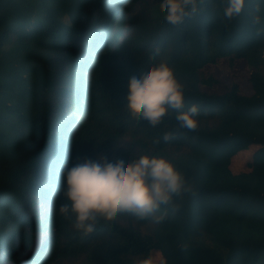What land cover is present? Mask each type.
Wrapping results in <instances>:
<instances>
[{"label": "trees", "instance_id": "16d2710c", "mask_svg": "<svg viewBox=\"0 0 264 264\" xmlns=\"http://www.w3.org/2000/svg\"><path fill=\"white\" fill-rule=\"evenodd\" d=\"M161 2L0 0V264L153 253L160 264H264V0L230 21L227 0H197L176 26ZM161 60L184 87L183 111L198 107L195 131L174 110L152 127L125 109L130 78ZM251 146L248 172L234 174L232 157ZM141 154L170 161L191 189L162 222L120 214L85 236L58 214L65 168Z\"/></svg>", "mask_w": 264, "mask_h": 264}, {"label": "clouds", "instance_id": "9594fccd", "mask_svg": "<svg viewBox=\"0 0 264 264\" xmlns=\"http://www.w3.org/2000/svg\"><path fill=\"white\" fill-rule=\"evenodd\" d=\"M202 2V0H201ZM245 0H227L224 17L232 20L240 15ZM164 19L170 25L181 24L186 17L197 12V0H162L159 5ZM259 12V7L256 9ZM253 24H260L255 15ZM126 111L131 118L148 122L156 127L163 122L169 110L177 112L179 126L189 131L198 127V107L184 109V87L178 82L174 71L163 60L156 62L142 73L133 76L127 85ZM165 134L164 141L170 140ZM64 185L60 190L63 202L58 214L72 222L74 229L85 236L93 233L101 220L114 221L120 214L139 219L152 217L155 223L162 222L170 208L177 210L174 197H180L191 189L184 176L167 159L141 154L131 162L85 158L62 173ZM161 208L165 211L156 215ZM140 264H152L151 257Z\"/></svg>", "mask_w": 264, "mask_h": 264}, {"label": "rangeland", "instance_id": "374dc122", "mask_svg": "<svg viewBox=\"0 0 264 264\" xmlns=\"http://www.w3.org/2000/svg\"><path fill=\"white\" fill-rule=\"evenodd\" d=\"M247 75H243V78L240 79V87L244 94H251L250 85L248 83ZM256 150V147H248L245 150L238 151L231 159L230 169L234 174L248 172L247 163L250 161L252 153ZM42 188V186H41ZM152 264L162 263V258L159 253H153L151 255Z\"/></svg>", "mask_w": 264, "mask_h": 264}]
</instances>
